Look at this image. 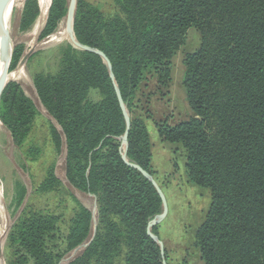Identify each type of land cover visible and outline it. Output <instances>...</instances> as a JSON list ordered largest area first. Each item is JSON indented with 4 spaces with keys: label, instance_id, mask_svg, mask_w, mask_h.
Returning a JSON list of instances; mask_svg holds the SVG:
<instances>
[{
    "label": "trees",
    "instance_id": "1",
    "mask_svg": "<svg viewBox=\"0 0 264 264\" xmlns=\"http://www.w3.org/2000/svg\"><path fill=\"white\" fill-rule=\"evenodd\" d=\"M114 3L115 11L107 14L79 0L74 18L77 40L106 54L114 80L102 55L72 44L56 73L35 76L41 102L61 127L52 124L50 133L58 152L65 144L66 178L94 196L95 209L77 200L65 232L55 214L22 215L12 235L20 246L16 263H189L188 248L182 259L172 260L167 247L163 251L149 234L163 200L123 153L154 175L147 120L155 118L156 105L170 102L173 58L195 29L199 46L183 58L190 114L178 120L166 114L155 123L162 140L183 153L187 184L209 193L208 209L194 232L200 264H264V0ZM68 5V0H52L40 39L56 32ZM19 58L16 54L15 63ZM114 81L131 117L127 149L122 139L127 123ZM38 112L21 84L9 81L0 119L17 146L26 144ZM38 151L33 145L27 153L34 159ZM18 187L17 206L27 190ZM61 187L51 166L37 190ZM151 231L162 240L159 224Z\"/></svg>",
    "mask_w": 264,
    "mask_h": 264
},
{
    "label": "rangeland",
    "instance_id": "2",
    "mask_svg": "<svg viewBox=\"0 0 264 264\" xmlns=\"http://www.w3.org/2000/svg\"><path fill=\"white\" fill-rule=\"evenodd\" d=\"M83 1L89 7H94L107 14L114 12L116 7L114 0ZM51 5L52 0H15L9 18V36L12 42L9 72L12 73L20 68V73L9 78V81L14 80L21 84L39 112L32 132L23 146H17L14 143L8 128L1 120L0 242L2 243V260L0 264H20L16 263L15 256L20 246L12 235L20 224L22 215L25 216L26 213L34 212V210L45 214H55L60 218L61 230L65 232L70 219L74 216L77 200L95 209L94 196L73 187L66 178L65 144L58 152L50 133L52 124L59 129L61 127L41 102L35 85L36 75L46 77L48 74L57 72L68 44L80 50L71 41L67 31L66 17L56 32L40 39ZM34 11L36 12L34 20L27 26L23 25L24 20ZM199 43V32L195 29L190 30L185 48L173 58L171 100L168 103L156 105L155 118L147 120L154 142L153 177L164 191L168 202V213L159 223L161 239L169 250L172 260L182 259L187 254L186 249L188 248L190 252L188 264L201 263L198 250L193 246L194 232L208 209L209 193L206 190L191 188L187 184L182 169L183 153L175 145L162 140L155 119L164 118L166 114H175L174 117L178 120L190 114L182 85L183 58L186 52L197 49ZM16 54H20V58L15 63ZM33 145L39 149L34 159L27 153ZM51 166H54L57 175L61 178L62 187L59 191L40 192L37 190L38 185L46 177L47 170ZM19 185L25 186L27 190L25 199L17 206L14 196L15 191L20 189Z\"/></svg>",
    "mask_w": 264,
    "mask_h": 264
},
{
    "label": "water",
    "instance_id": "3",
    "mask_svg": "<svg viewBox=\"0 0 264 264\" xmlns=\"http://www.w3.org/2000/svg\"><path fill=\"white\" fill-rule=\"evenodd\" d=\"M11 1L14 2L15 0H0V17L4 16V13H5L6 9L8 8L9 4L11 3ZM76 5H77V0H70L69 5H68L67 15H66L67 31L70 34L71 41L73 42V44H75L80 49L93 51L95 53H98V54L102 55L105 58L108 66H109V68L111 70V77L114 80V73L112 71V68H113L112 67V63L109 60V58L106 56V54L103 51L99 50V49H96V48H93V47H91L89 45L83 44V43H81L80 41L77 40V38L75 36V33H74V18H75ZM9 41H10V36L8 34H6L5 32L4 33L2 32V34L0 35V51H1L2 56L4 58H6L8 63L5 66V70H4L3 75L1 77V80H0V99H1L2 92H3L4 88L6 87L8 81H9L8 72H9V63H10V59H11L10 54L9 55L7 54V48H8V45H9ZM11 50H12V48H11ZM10 53H11V51H10ZM114 85H115V89H116V92H117V95H118L120 106H121V108L123 110V113L125 115V118H126L127 127H126V131H125L124 135L122 136V139H123L124 144H126V149H127L128 136H129V131H130V127H131V117H130V114L128 112V106H127L126 102L124 101L122 93L120 91V88L116 84L115 81H114ZM123 159L125 160L126 163H128L129 165L137 168L147 178L152 180L153 183L155 184V186L157 187L158 192L160 193V195L162 197V200H163V211L161 213H159L158 215H156V217L154 219H152V221H150L149 226H148V232L153 238H155L156 240H158L160 242V244L162 246V249L164 251V243H163V241L160 240L158 238V236L151 231V227L153 225H155V224L161 223L165 219V217H166V215L168 213V202H167L165 193L162 190V188L159 186V184L156 182V180L154 179L153 175L150 172H148L146 169H144L139 164L130 162L127 159L126 151L123 153ZM1 260H2V243L0 242V261Z\"/></svg>",
    "mask_w": 264,
    "mask_h": 264
},
{
    "label": "bare ground",
    "instance_id": "4",
    "mask_svg": "<svg viewBox=\"0 0 264 264\" xmlns=\"http://www.w3.org/2000/svg\"><path fill=\"white\" fill-rule=\"evenodd\" d=\"M13 7H14V2L11 1V3L9 4L8 8L6 9L5 13H4V16L3 17H0V35L2 34V32L6 33V34H10L9 33V18H10V15L12 13V10H13ZM11 48H12V42L11 40L9 41V45H8V48H7V54L9 55L10 54V51H11ZM7 60L6 58H4L1 54V51H0V80H1V77L3 75V72L5 70V66L7 64ZM20 73V68L19 69H15L14 72L10 73L8 72V78H11L13 76H17L18 74ZM0 124H1V119H0ZM2 202V190L0 188V203Z\"/></svg>",
    "mask_w": 264,
    "mask_h": 264
}]
</instances>
